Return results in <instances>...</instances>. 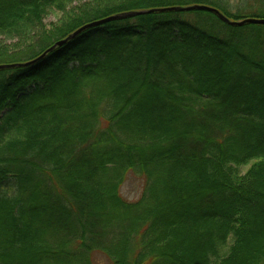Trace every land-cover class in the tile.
I'll list each match as a JSON object with an SVG mask.
<instances>
[{
    "label": "trees",
    "instance_id": "1",
    "mask_svg": "<svg viewBox=\"0 0 264 264\" xmlns=\"http://www.w3.org/2000/svg\"><path fill=\"white\" fill-rule=\"evenodd\" d=\"M71 1L0 0V264H264V26L161 11L264 19V0Z\"/></svg>",
    "mask_w": 264,
    "mask_h": 264
},
{
    "label": "rangeland",
    "instance_id": "2",
    "mask_svg": "<svg viewBox=\"0 0 264 264\" xmlns=\"http://www.w3.org/2000/svg\"><path fill=\"white\" fill-rule=\"evenodd\" d=\"M91 1L92 0H72L70 4L67 6V9L76 7L79 4L89 3ZM137 12H144V11L137 10ZM137 12H129V13H137ZM62 16L63 15L60 12H57L55 10H50L47 12L45 16L44 23L46 24V26L51 24L53 25L54 23H57ZM14 43H16V41L7 40L5 44L13 46ZM94 83H95L94 78H90V77L81 78L77 80L75 83L68 85L67 87L63 88L58 92L25 97V99L21 101L19 111L16 112H18L19 115L31 108H36L40 106L44 107V106H52V105H62L67 101H69L68 98H70L72 95L74 94L78 95L80 93L87 92L88 89L90 88L89 86H93ZM244 170H247V167ZM142 187H143V180L140 177L131 174L124 181V184L122 185L119 192L121 193L124 199L128 201H136L141 193L140 190H142ZM97 257L93 258L95 264L109 263L105 258H103V256L97 255Z\"/></svg>",
    "mask_w": 264,
    "mask_h": 264
},
{
    "label": "water",
    "instance_id": "3",
    "mask_svg": "<svg viewBox=\"0 0 264 264\" xmlns=\"http://www.w3.org/2000/svg\"><path fill=\"white\" fill-rule=\"evenodd\" d=\"M164 10H171V11H192V10H199V11H205V12H209V13H213L215 14L221 21H223L224 23H227L231 26H243L245 24H252V25H262L264 26V19H257V18H247L241 21H230L228 20L226 17H224L218 10L209 7V6H205V5H194V6H189V7H185V8H167V9H161V11ZM152 11H144V12H137V13H125V14H116V15H112L109 17H106V19H101L89 24H86L85 26H83L82 28H80L79 30H77L76 32H74L71 36H69L67 39L72 38L73 36H75L76 34H78L80 31L90 28V27H94L95 25H102L104 23H108L111 21H119L122 19H126L129 17H133V16H138V15H143V14H149L152 13ZM66 40L62 41V42H58L57 45H61L62 43H64ZM4 68V66H0V69L2 70Z\"/></svg>",
    "mask_w": 264,
    "mask_h": 264
}]
</instances>
